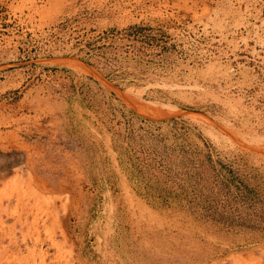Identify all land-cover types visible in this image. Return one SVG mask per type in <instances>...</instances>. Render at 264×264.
I'll use <instances>...</instances> for the list:
<instances>
[{"label":"rangeland","instance_id":"obj_1","mask_svg":"<svg viewBox=\"0 0 264 264\" xmlns=\"http://www.w3.org/2000/svg\"><path fill=\"white\" fill-rule=\"evenodd\" d=\"M0 264H264V0H0Z\"/></svg>","mask_w":264,"mask_h":264}]
</instances>
